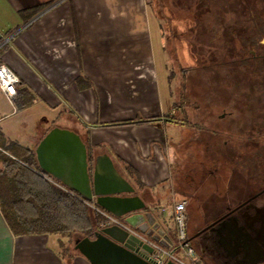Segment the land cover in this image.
Here are the masks:
<instances>
[{
    "label": "crops",
    "instance_id": "obj_1",
    "mask_svg": "<svg viewBox=\"0 0 264 264\" xmlns=\"http://www.w3.org/2000/svg\"><path fill=\"white\" fill-rule=\"evenodd\" d=\"M47 3L29 19L20 14ZM154 39L147 0H0V64L19 79L11 101L0 91V130L34 152L53 127L76 132L92 168L109 158L143 202L139 213L150 214L174 247L173 204L187 200V235L193 211L181 192L194 154L186 142L196 132L164 88ZM57 235H15L0 210V264H90L75 249L63 251ZM193 248L199 264H217Z\"/></svg>",
    "mask_w": 264,
    "mask_h": 264
},
{
    "label": "flooded vegetation",
    "instance_id": "obj_2",
    "mask_svg": "<svg viewBox=\"0 0 264 264\" xmlns=\"http://www.w3.org/2000/svg\"><path fill=\"white\" fill-rule=\"evenodd\" d=\"M253 7L249 24L241 18H215L210 32L222 33L223 49L210 42L214 49L206 64L209 95L218 96L214 76L240 99L241 111L237 115L230 104L208 100L204 141L226 144L236 138L241 145L234 157L226 147L225 164L220 146L213 151L206 145L190 155L187 188L181 192L197 208L187 219L190 244L217 264H264V0H253Z\"/></svg>",
    "mask_w": 264,
    "mask_h": 264
},
{
    "label": "rangeland",
    "instance_id": "obj_3",
    "mask_svg": "<svg viewBox=\"0 0 264 264\" xmlns=\"http://www.w3.org/2000/svg\"><path fill=\"white\" fill-rule=\"evenodd\" d=\"M147 2L156 41L155 54L161 81L174 105H180L185 110L182 117L189 120L191 125L200 126V131L195 133V139L193 141L188 139L186 146L193 148L194 153L206 145H210L213 151H217L220 146L223 152L222 164H225L227 148H232L229 152L232 153L230 156L234 157V149L241 145V140L230 138L226 140V144L218 139H211L209 143L204 141L207 137V131L203 129L205 105L210 99L213 102L230 104L237 115L240 114L241 106L238 97L234 94L229 95L231 90L228 85L225 83L224 85L222 80H217L214 76L212 81L215 86L212 89L218 96H214L213 99V95L210 96L207 91L210 88L208 84L210 81L209 76L207 77L206 64L209 51L214 49L209 43L214 42V45L218 43L219 49H223L222 33L215 36L210 31L212 26L217 25L215 18L218 17L229 20L241 18L245 21L244 25L247 21L248 24L251 23L254 12L253 0H147ZM233 162L228 163V166L229 164L233 166ZM217 163L220 164V161L217 160ZM222 181L224 183V180ZM188 208L193 210L191 215L197 211L195 202H191ZM56 238L63 248L74 250V239L77 237L57 235Z\"/></svg>",
    "mask_w": 264,
    "mask_h": 264
},
{
    "label": "water",
    "instance_id": "obj_4",
    "mask_svg": "<svg viewBox=\"0 0 264 264\" xmlns=\"http://www.w3.org/2000/svg\"><path fill=\"white\" fill-rule=\"evenodd\" d=\"M35 157L43 175L93 202L100 211L118 219L126 217L129 226L170 247L172 241L158 222L148 213H139L144 208L143 202L109 158H98L91 171L88 170L86 146L76 132L51 128L39 140ZM74 249L90 264H152L141 256V250L150 253L152 248L118 224H101L92 237L75 238Z\"/></svg>",
    "mask_w": 264,
    "mask_h": 264
},
{
    "label": "trees",
    "instance_id": "obj_5",
    "mask_svg": "<svg viewBox=\"0 0 264 264\" xmlns=\"http://www.w3.org/2000/svg\"><path fill=\"white\" fill-rule=\"evenodd\" d=\"M49 4L20 14L29 19ZM145 121L149 120L133 123ZM84 143L88 170L91 171V150L87 142ZM42 174L34 149L6 140L0 130V210L12 232L21 235L44 231L69 238L92 237L93 232L105 222L100 210L91 201L53 187ZM59 246L63 251L67 250L61 243Z\"/></svg>",
    "mask_w": 264,
    "mask_h": 264
},
{
    "label": "built area",
    "instance_id": "obj_6",
    "mask_svg": "<svg viewBox=\"0 0 264 264\" xmlns=\"http://www.w3.org/2000/svg\"><path fill=\"white\" fill-rule=\"evenodd\" d=\"M19 79L14 72L5 64H0V91L8 100H12L16 93V84ZM186 199L176 201L172 206V221L175 231L174 247H165L159 242L146 236L144 233L121 222L117 217L100 211L105 217L102 224H118L130 234L137 236L143 243L148 244L150 253L141 250V256L152 264H165L168 261L175 264H199L195 250L188 240L185 221Z\"/></svg>",
    "mask_w": 264,
    "mask_h": 264
}]
</instances>
